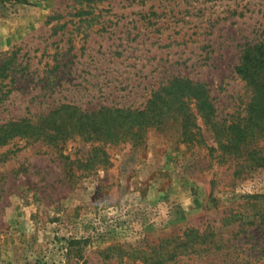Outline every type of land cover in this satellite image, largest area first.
<instances>
[{
  "label": "rangeland",
  "instance_id": "rangeland-1",
  "mask_svg": "<svg viewBox=\"0 0 264 264\" xmlns=\"http://www.w3.org/2000/svg\"><path fill=\"white\" fill-rule=\"evenodd\" d=\"M262 41L264 0H0V62L16 53L0 124L62 103L144 108L175 76L213 103L191 105L200 129L171 109L139 143L0 146V264H146L186 227L220 242L181 264H264V121L248 125L253 89L235 70ZM95 145L108 160L86 167Z\"/></svg>",
  "mask_w": 264,
  "mask_h": 264
},
{
  "label": "trees",
  "instance_id": "trees-1",
  "mask_svg": "<svg viewBox=\"0 0 264 264\" xmlns=\"http://www.w3.org/2000/svg\"><path fill=\"white\" fill-rule=\"evenodd\" d=\"M14 55L16 53L12 52L11 57H5L0 62V99L14 91V87L6 83L14 72ZM235 70L253 89L248 125L259 126L264 121V41L245 43ZM193 103L198 112H209L213 108L210 90L203 82L186 76H175L166 86H161L152 93L144 108L101 106L85 110L73 103H62L35 119L28 116L11 118L0 124V146L9 144L15 138L64 145L77 135L92 141L117 143L132 140L139 143L149 128L157 127L165 121L171 109H175L181 116L186 132H192V128H201L196 122L198 114L192 109ZM231 129H238L236 133L239 141L245 137V129L240 125L234 124ZM199 134L202 135L200 131ZM108 157L109 153L104 146L95 145L85 165L93 167L97 162L105 163ZM256 163L260 164V159ZM261 217L264 223V213ZM219 242L212 231L186 227L179 235L170 237L153 248L154 254H150L152 256L145 253L142 257L146 264H181L186 256H209L211 251L215 254Z\"/></svg>",
  "mask_w": 264,
  "mask_h": 264
}]
</instances>
